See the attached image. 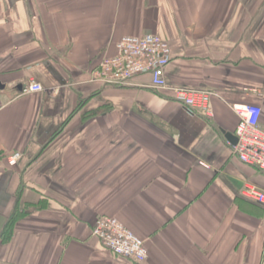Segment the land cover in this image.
I'll use <instances>...</instances> for the list:
<instances>
[{
    "label": "crops",
    "instance_id": "1",
    "mask_svg": "<svg viewBox=\"0 0 264 264\" xmlns=\"http://www.w3.org/2000/svg\"><path fill=\"white\" fill-rule=\"evenodd\" d=\"M149 32L170 44L171 84L218 94L212 117L147 76L92 79ZM233 103L264 128V0H0V264H264V205L241 193L264 171L225 135ZM102 215L146 241L145 262L94 235Z\"/></svg>",
    "mask_w": 264,
    "mask_h": 264
},
{
    "label": "built area",
    "instance_id": "2",
    "mask_svg": "<svg viewBox=\"0 0 264 264\" xmlns=\"http://www.w3.org/2000/svg\"><path fill=\"white\" fill-rule=\"evenodd\" d=\"M170 61V44L160 35L151 32L124 35L116 45V53L104 58L100 65L92 70L91 77L104 85L117 87L132 84L136 78L147 76V86L157 90L171 89L175 99L189 110L212 117L213 98L218 94L205 87L171 84L167 74ZM43 90V85L35 78H30L24 87L27 93ZM231 108L239 117L235 129L238 138V143L234 146L236 155L244 164L264 171L261 107L250 103H233ZM21 157V152H15L8 157V163L16 165ZM201 164L208 166L204 162ZM241 193L244 197L264 205V190L257 185L247 183ZM93 233L106 248L118 256L133 259L138 263H143L148 258L146 241L116 216H100L94 225Z\"/></svg>",
    "mask_w": 264,
    "mask_h": 264
},
{
    "label": "water",
    "instance_id": "3",
    "mask_svg": "<svg viewBox=\"0 0 264 264\" xmlns=\"http://www.w3.org/2000/svg\"><path fill=\"white\" fill-rule=\"evenodd\" d=\"M225 135L234 146L238 143V138L234 134L225 132Z\"/></svg>",
    "mask_w": 264,
    "mask_h": 264
},
{
    "label": "trees",
    "instance_id": "4",
    "mask_svg": "<svg viewBox=\"0 0 264 264\" xmlns=\"http://www.w3.org/2000/svg\"><path fill=\"white\" fill-rule=\"evenodd\" d=\"M260 204V203H259ZM262 205V204H261Z\"/></svg>",
    "mask_w": 264,
    "mask_h": 264
}]
</instances>
